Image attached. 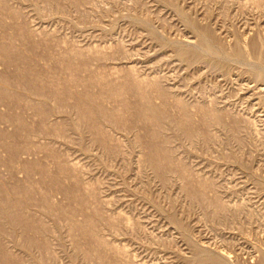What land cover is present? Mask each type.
Masks as SVG:
<instances>
[{
	"label": "rangeland",
	"instance_id": "1",
	"mask_svg": "<svg viewBox=\"0 0 264 264\" xmlns=\"http://www.w3.org/2000/svg\"><path fill=\"white\" fill-rule=\"evenodd\" d=\"M264 264V0H0V264Z\"/></svg>",
	"mask_w": 264,
	"mask_h": 264
},
{
	"label": "bare ground",
	"instance_id": "2",
	"mask_svg": "<svg viewBox=\"0 0 264 264\" xmlns=\"http://www.w3.org/2000/svg\"><path fill=\"white\" fill-rule=\"evenodd\" d=\"M216 264V263H215ZM218 264V263H217Z\"/></svg>",
	"mask_w": 264,
	"mask_h": 264
}]
</instances>
